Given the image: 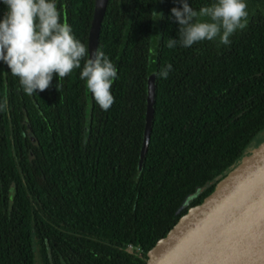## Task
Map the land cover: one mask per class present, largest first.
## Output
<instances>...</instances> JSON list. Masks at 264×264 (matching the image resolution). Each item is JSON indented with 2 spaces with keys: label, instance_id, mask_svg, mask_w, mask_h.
Returning a JSON list of instances; mask_svg holds the SVG:
<instances>
[{
  "label": "trees",
  "instance_id": "trees-1",
  "mask_svg": "<svg viewBox=\"0 0 264 264\" xmlns=\"http://www.w3.org/2000/svg\"><path fill=\"white\" fill-rule=\"evenodd\" d=\"M94 2L57 0L87 48ZM212 2L188 0L197 11ZM245 2L247 25L229 45L169 49L168 39L179 38L170 17L180 0H108L97 48L118 78L107 111L80 69L58 90L54 73L28 96L0 61V102H8L0 111V264H143L181 213L264 137V2ZM6 11L0 0V19ZM151 71L154 118L138 174Z\"/></svg>",
  "mask_w": 264,
  "mask_h": 264
},
{
  "label": "clouds",
  "instance_id": "clouds-1",
  "mask_svg": "<svg viewBox=\"0 0 264 264\" xmlns=\"http://www.w3.org/2000/svg\"><path fill=\"white\" fill-rule=\"evenodd\" d=\"M3 3L7 11L0 19V61L18 78L26 95L47 89L54 73L58 77V90L60 80L80 69L79 77L96 104L104 111L112 106L111 87L118 78L116 65L99 48L90 53L73 35L72 26L58 10L57 0H3ZM180 3V8L171 9L170 19L179 24V38L168 39L169 49L177 45L191 47L205 40L229 45L230 37L247 25L245 0H213L198 11L188 0ZM171 70L172 65L167 64L157 75L167 79ZM7 109L5 96L0 111Z\"/></svg>",
  "mask_w": 264,
  "mask_h": 264
},
{
  "label": "water",
  "instance_id": "water-1",
  "mask_svg": "<svg viewBox=\"0 0 264 264\" xmlns=\"http://www.w3.org/2000/svg\"><path fill=\"white\" fill-rule=\"evenodd\" d=\"M107 2H94L88 33L90 53L97 49ZM155 95L156 72L151 71L138 174L149 145ZM25 121L33 137L28 119ZM143 264H264V137L228 167L199 202L181 213L177 223L146 252Z\"/></svg>",
  "mask_w": 264,
  "mask_h": 264
},
{
  "label": "built area",
  "instance_id": "built-area-1",
  "mask_svg": "<svg viewBox=\"0 0 264 264\" xmlns=\"http://www.w3.org/2000/svg\"><path fill=\"white\" fill-rule=\"evenodd\" d=\"M126 250L129 252H133L136 256H141V253H142L140 247L132 245V244H127Z\"/></svg>",
  "mask_w": 264,
  "mask_h": 264
},
{
  "label": "rangeland",
  "instance_id": "rangeland-1",
  "mask_svg": "<svg viewBox=\"0 0 264 264\" xmlns=\"http://www.w3.org/2000/svg\"><path fill=\"white\" fill-rule=\"evenodd\" d=\"M263 2H264V0H256L257 5H260Z\"/></svg>",
  "mask_w": 264,
  "mask_h": 264
}]
</instances>
